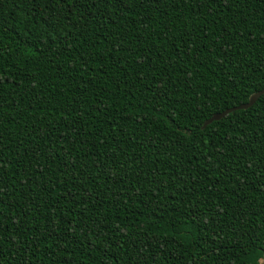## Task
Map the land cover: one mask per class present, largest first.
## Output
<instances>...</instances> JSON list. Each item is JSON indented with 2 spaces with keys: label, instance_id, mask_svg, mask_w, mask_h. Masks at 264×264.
Wrapping results in <instances>:
<instances>
[{
  "label": "trees",
  "instance_id": "obj_1",
  "mask_svg": "<svg viewBox=\"0 0 264 264\" xmlns=\"http://www.w3.org/2000/svg\"><path fill=\"white\" fill-rule=\"evenodd\" d=\"M264 0H0V264H264Z\"/></svg>",
  "mask_w": 264,
  "mask_h": 264
},
{
  "label": "water",
  "instance_id": "obj_2",
  "mask_svg": "<svg viewBox=\"0 0 264 264\" xmlns=\"http://www.w3.org/2000/svg\"><path fill=\"white\" fill-rule=\"evenodd\" d=\"M263 93H264V89L256 91V92L250 94V96L248 97V100L246 102L241 103L239 105H236L234 107L226 108L221 112H217V113L212 114L209 118H206L203 121V123L201 125V129H203L207 124L211 123L212 121L222 118L223 116L230 113L231 111H234L237 109H246V108L250 107L257 100V98Z\"/></svg>",
  "mask_w": 264,
  "mask_h": 264
}]
</instances>
